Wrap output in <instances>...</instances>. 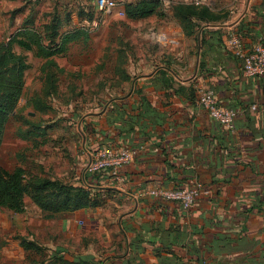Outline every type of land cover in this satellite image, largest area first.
Returning <instances> with one entry per match:
<instances>
[{
  "label": "crops",
  "instance_id": "1",
  "mask_svg": "<svg viewBox=\"0 0 264 264\" xmlns=\"http://www.w3.org/2000/svg\"><path fill=\"white\" fill-rule=\"evenodd\" d=\"M174 5L192 16L168 7L145 19V46L113 67L107 108L80 116L75 130L84 157L110 146L132 160L118 176L83 173L73 184L94 190L98 206L50 215L63 231L78 223L95 235L99 264H264V75L246 77L228 45L232 36L246 52L264 43V0ZM201 88L241 109L232 130L197 106ZM197 185L190 210L147 193Z\"/></svg>",
  "mask_w": 264,
  "mask_h": 264
},
{
  "label": "rangeland",
  "instance_id": "2",
  "mask_svg": "<svg viewBox=\"0 0 264 264\" xmlns=\"http://www.w3.org/2000/svg\"><path fill=\"white\" fill-rule=\"evenodd\" d=\"M181 1L189 0H161L164 9ZM56 20L59 34L83 29L92 37L69 42L63 53L48 60L37 56L35 45L27 51L13 43L14 52L26 57L28 69L22 97L5 126L0 166L10 172L22 168L26 181L57 179L81 188L73 184L81 174L93 173L85 170L90 157L78 152L80 116L107 108L113 67H124L126 52L135 49L138 54L145 46L142 34L148 20L127 19L115 8L100 13L93 0H0V42H29L32 31L45 45L57 44L59 38L50 41ZM105 147L110 146L94 150ZM50 214L29 197L21 213L0 209V264H99L92 252L97 237L78 223L63 231L60 218L52 220ZM27 243L33 246L30 251L24 248Z\"/></svg>",
  "mask_w": 264,
  "mask_h": 264
},
{
  "label": "trees",
  "instance_id": "3",
  "mask_svg": "<svg viewBox=\"0 0 264 264\" xmlns=\"http://www.w3.org/2000/svg\"><path fill=\"white\" fill-rule=\"evenodd\" d=\"M93 4L98 11L96 0H93ZM114 8L130 20H145L152 16H164L161 0L118 2ZM172 8L186 17L192 16L193 11L190 6L178 5L172 6ZM186 27L189 28L187 25ZM58 28L57 21V25L51 27L50 41L52 43L56 38H59V42L50 46L45 45L43 38L37 32L32 31L28 33L30 35L29 42L14 39L7 43L0 42V146L5 126L15 113L22 97L25 85L24 74L28 69L26 57L14 52L13 43H17L27 51L31 50L32 45H35L37 56L48 60L63 53L69 42L82 37L85 39L92 37L90 32L83 29L59 34ZM119 70L121 72V69ZM26 197H29L41 211L51 214L75 212L99 205L94 190L76 188L57 179L31 177L26 181L25 171L22 168H16L10 172L0 166V209L21 213L24 210ZM24 248L30 251L33 246L27 243Z\"/></svg>",
  "mask_w": 264,
  "mask_h": 264
},
{
  "label": "built area",
  "instance_id": "4",
  "mask_svg": "<svg viewBox=\"0 0 264 264\" xmlns=\"http://www.w3.org/2000/svg\"><path fill=\"white\" fill-rule=\"evenodd\" d=\"M99 12L108 14L115 7L113 0H96ZM228 45L233 54L242 62V72L246 77L259 78L264 75V43H256L249 52L243 51L234 36L229 38ZM196 104L204 110L207 115L225 130H232L234 120L242 112L241 109L223 107L215 95L208 88H201L198 92ZM133 157V152L124 147H105L97 150L86 166L89 173L109 171L113 176H118L120 169L128 164ZM201 186L197 185L190 189H157L147 192L149 195L157 196L163 201H174L180 203L183 209L190 210L200 195Z\"/></svg>",
  "mask_w": 264,
  "mask_h": 264
}]
</instances>
